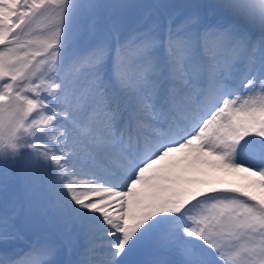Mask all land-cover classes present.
Listing matches in <instances>:
<instances>
[{"label": "snow or ice", "instance_id": "1", "mask_svg": "<svg viewBox=\"0 0 264 264\" xmlns=\"http://www.w3.org/2000/svg\"><path fill=\"white\" fill-rule=\"evenodd\" d=\"M0 32V264H237L254 235L264 264V0H0Z\"/></svg>", "mask_w": 264, "mask_h": 264}, {"label": "rangeland", "instance_id": "2", "mask_svg": "<svg viewBox=\"0 0 264 264\" xmlns=\"http://www.w3.org/2000/svg\"><path fill=\"white\" fill-rule=\"evenodd\" d=\"M144 2L147 3H153V2H157V0H144ZM160 3L163 4H186V3H199V4H214V3H218L219 0H159ZM78 18L80 21L79 23L75 26V28L73 29L74 32L79 33L83 27V20L81 17H76ZM81 18V19H80ZM164 19V14L163 12L161 13V20ZM49 25L46 26H39L38 28L35 29V36L37 38H43V36L47 33L48 29H49ZM0 38H2V35L0 36ZM4 50H0V52H2ZM3 57L2 55H0V71H3ZM4 120H10V118L5 115ZM6 137V135H5ZM230 179V177H229ZM262 245V238L259 235H254L252 237H247L242 239L241 241L238 242L237 244V248H236V252L239 253V255L236 257L237 260V264H242V261L245 258H248L250 256V253L247 252L245 249L246 248H250V247H260ZM201 248L203 246H200ZM205 252L207 254H211L208 253L207 250H205ZM214 255V254H211Z\"/></svg>", "mask_w": 264, "mask_h": 264}, {"label": "trees", "instance_id": "3", "mask_svg": "<svg viewBox=\"0 0 264 264\" xmlns=\"http://www.w3.org/2000/svg\"><path fill=\"white\" fill-rule=\"evenodd\" d=\"M54 19V17H53ZM48 23H51V20H49L48 18H45V17H42L40 20H38L35 24H34V29L40 25H45V24H48ZM9 126V124H8Z\"/></svg>", "mask_w": 264, "mask_h": 264}, {"label": "bare ground", "instance_id": "4", "mask_svg": "<svg viewBox=\"0 0 264 264\" xmlns=\"http://www.w3.org/2000/svg\"><path fill=\"white\" fill-rule=\"evenodd\" d=\"M2 35V32H0V36Z\"/></svg>", "mask_w": 264, "mask_h": 264}]
</instances>
